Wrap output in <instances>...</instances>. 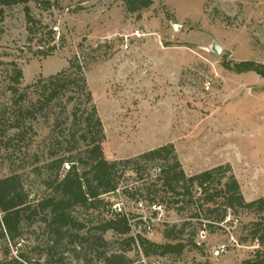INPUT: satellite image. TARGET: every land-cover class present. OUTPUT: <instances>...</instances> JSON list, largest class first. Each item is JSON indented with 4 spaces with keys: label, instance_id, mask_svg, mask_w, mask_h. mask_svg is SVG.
<instances>
[{
    "label": "rangeland",
    "instance_id": "rangeland-1",
    "mask_svg": "<svg viewBox=\"0 0 264 264\" xmlns=\"http://www.w3.org/2000/svg\"><path fill=\"white\" fill-rule=\"evenodd\" d=\"M46 1L50 3L47 9L42 3ZM151 1L150 8L132 13L126 0H36L28 5L32 23L27 21L24 6L0 7V110L12 121L19 94L24 105L37 99L32 89H23L68 69L76 56L103 123V152L108 160L136 159L173 144L188 175L230 165L246 201L263 197L264 77L253 70L237 73L232 68L239 63L264 66V0ZM53 47L51 56H35ZM14 66L23 72L16 96L8 90ZM77 100L83 104L82 97ZM60 104L28 119L23 141L17 140V129L0 124V179L22 176L25 189L36 200L50 194L46 179L65 174L63 169L58 172L47 166L61 159L72 166L69 158L86 148L79 131L77 150H66L74 104ZM65 119L67 123L56 128V122ZM55 138L63 144L52 155ZM156 169L151 170L152 175L157 174ZM126 178L124 186L140 185L134 175ZM120 193L107 197L113 208L135 218H150L152 233L136 221L134 237L141 234L164 244L168 242L163 236L166 225L180 226L191 219L183 240L193 243H188L184 253L151 257L150 264L157 259L162 264H242L257 248V244L239 246L231 240L240 235L237 226L224 223L220 226L226 233L214 230L200 238V224L207 223L203 216L192 219V208L181 213L163 205L154 209L140 198L141 209L122 189ZM74 215L87 224V230L101 217H110L102 208L88 212L78 208ZM253 219L247 213L239 218L241 224ZM1 221L0 213V228ZM24 233L16 246L0 238V260L8 264L23 254L29 264H49L45 255L52 237L45 224L24 225ZM104 238L114 250L122 240L112 232ZM222 244L228 246L227 253L214 258L213 251ZM74 248L64 243L54 253L53 264H86L76 258ZM127 255L135 260L143 257L138 246ZM61 256L65 261L56 263Z\"/></svg>",
    "mask_w": 264,
    "mask_h": 264
},
{
    "label": "trees",
    "instance_id": "trees-1",
    "mask_svg": "<svg viewBox=\"0 0 264 264\" xmlns=\"http://www.w3.org/2000/svg\"><path fill=\"white\" fill-rule=\"evenodd\" d=\"M36 0H0V7L11 8L24 6L28 23L33 22L29 4ZM45 8L49 2H42ZM130 12L136 13L150 8L151 0H126ZM31 29V28H30ZM53 34V32H50ZM55 48L48 52H39L35 56L49 57ZM69 68L48 78H41L36 83L25 87L23 92L33 90L37 99L29 105H24L23 95L19 94L22 70L14 66L9 76L8 90L20 98L14 102L17 112L11 118H6V112L0 110V124L9 125L7 128L17 129L16 138L23 141L24 124L28 119L36 117L55 103L74 104L72 113L73 122L69 140H66V150L69 153L77 150L80 139L85 143V149L72 156L73 163L69 172L61 178L58 173L55 177L44 181L48 196L36 200L29 195L24 186L22 176L15 174L0 179V213L2 214L0 238L7 245L18 244L24 236V225L33 226L42 221L52 237V245L45 255L49 264L55 263L53 258L56 250L64 243L75 247L72 251L77 259L82 258L86 264L99 262L102 264H143L142 260L130 258L127 253L136 248L141 250L142 256L149 261L151 257L164 258L167 256H181L188 243L184 242L186 228L191 225V219L178 225H166L163 231L168 241L159 244L150 241L147 237L137 234L132 236L133 228L129 218H135L129 213L115 211L114 204L107 197L117 190L132 199L136 204L141 199L153 206H165L166 209L181 213L192 208V219L203 216L206 225L200 224L201 231L213 233L214 230L226 231L220 226L226 223L231 228L240 230L236 242L239 246H254V254L242 264H264V196L253 201H246L241 186L232 173L230 165H220L195 175H188L178 159L173 144L150 150L136 159L110 161L103 152L105 131L103 123L94 104L93 95L88 87L84 68L78 57L69 61ZM232 69L237 73L256 71L264 77V66H255L253 63H239ZM78 97H82L83 104ZM84 105L85 108L81 109ZM67 123L56 122V128ZM82 128L76 129L78 126ZM63 142L55 138L51 147L52 155L62 146ZM65 159L55 160L47 166L49 170L64 171ZM69 164V163H68ZM159 164V174L152 175L151 170ZM127 175H134L139 186L129 188L126 183ZM170 200V202L168 201ZM145 203V202H144ZM82 208L86 212L91 210L107 209L109 218L101 217L97 224L87 230V224L80 222L74 212ZM243 213L254 216L248 224H241L239 218ZM142 224V222H137ZM138 226V224H137ZM204 227V228H203ZM83 231H85L84 234ZM112 232L122 238L117 249H110L105 234ZM231 233V232H229ZM234 234V233H233ZM236 237V236H235ZM137 243V246H136ZM197 247L196 244H194ZM80 247L81 250H77ZM29 258L20 254L8 264H29ZM61 256L56 263H63ZM0 264H5L0 260Z\"/></svg>",
    "mask_w": 264,
    "mask_h": 264
},
{
    "label": "built area",
    "instance_id": "built-area-1",
    "mask_svg": "<svg viewBox=\"0 0 264 264\" xmlns=\"http://www.w3.org/2000/svg\"><path fill=\"white\" fill-rule=\"evenodd\" d=\"M70 169H71V165L68 164V163H66V164L64 165V172L67 173V172L70 171ZM160 171H161V170H160L159 168L156 169V173H157V174H159ZM115 194H119V195H121V193H120V189L117 190ZM135 205H136L138 208H141V209L144 207V204H143L142 201L137 202ZM153 208L156 209L157 206L154 205ZM114 209H115V211L122 212L121 209H117V208H114ZM125 213L127 214V212H125ZM127 217L129 218V222H130L132 228H134V224H136V221H141V222H142V226H143V230H144V231H147L148 233H152L153 229H152V226H151L150 223H149L150 218L148 219V218H146V217H141V216H139V217H137V218H130L128 214H127ZM205 234H206V231H205V230L200 231V238H205ZM231 240L234 241V242H236L233 236H231ZM227 251H228V246L225 245V244H222V245L218 246V247L213 251V257H214V258H219V257L223 256L224 254H226ZM142 263H143V264H150L149 261H148L147 259H145L144 257H142ZM153 264H162V261H161L160 259H157V260H155V261L153 262Z\"/></svg>",
    "mask_w": 264,
    "mask_h": 264
},
{
    "label": "water",
    "instance_id": "water-1",
    "mask_svg": "<svg viewBox=\"0 0 264 264\" xmlns=\"http://www.w3.org/2000/svg\"><path fill=\"white\" fill-rule=\"evenodd\" d=\"M219 51H220V47L217 46V52H219Z\"/></svg>",
    "mask_w": 264,
    "mask_h": 264
}]
</instances>
